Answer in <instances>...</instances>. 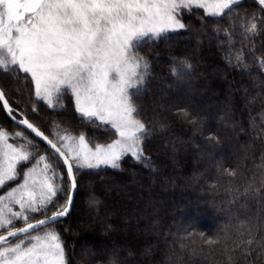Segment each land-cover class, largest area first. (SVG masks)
I'll list each match as a JSON object with an SVG mask.
<instances>
[{"label": "trees", "instance_id": "16d2710c", "mask_svg": "<svg viewBox=\"0 0 264 264\" xmlns=\"http://www.w3.org/2000/svg\"><path fill=\"white\" fill-rule=\"evenodd\" d=\"M179 18L184 29L135 48L149 63L132 95L146 127L144 158L77 171L71 212L46 227L59 233L66 264H264V6L239 0L221 17L192 8ZM0 87L15 115L51 139L61 129L83 134L91 146L117 137L110 126L81 118L69 91L49 107L30 77L3 70ZM0 130L32 153L0 195L41 155L66 177L60 158L13 123L1 102ZM55 210L30 213L29 222Z\"/></svg>", "mask_w": 264, "mask_h": 264}, {"label": "snow or ice", "instance_id": "6c2138e0", "mask_svg": "<svg viewBox=\"0 0 264 264\" xmlns=\"http://www.w3.org/2000/svg\"><path fill=\"white\" fill-rule=\"evenodd\" d=\"M238 3L239 0H0V70L30 77L35 96L49 107H55L54 101L58 103L70 91L81 118L110 126L119 137L107 145L96 144L93 149L83 134L74 137L54 133L61 145L58 147L27 118L17 121L49 145L62 160L66 177L46 162L47 156L41 155L23 173L22 183L0 195V230H7L14 221L25 225L0 235V264H66L59 233H31L68 215L77 187V171L101 165L119 167L124 156L138 161L144 158L141 137L146 127L135 118L139 112L132 95L144 83L147 64L134 49L146 38H161L169 31L184 29L178 18L181 10L197 8L207 16L221 17ZM258 3L264 6V0ZM256 27L253 24L250 30ZM0 102L15 119L2 91ZM9 138L6 130L0 131V188L15 181L19 175L17 166L32 158V153L24 150L27 145L14 147L7 143ZM62 194L64 203L59 204ZM13 205L20 210L13 211ZM52 208L56 210L51 216L29 222L30 213L44 215ZM19 237L23 239L10 243Z\"/></svg>", "mask_w": 264, "mask_h": 264}, {"label": "rangeland", "instance_id": "374dc122", "mask_svg": "<svg viewBox=\"0 0 264 264\" xmlns=\"http://www.w3.org/2000/svg\"><path fill=\"white\" fill-rule=\"evenodd\" d=\"M179 18V17H178ZM180 19V18H179ZM181 21V20H180ZM181 23H182V21H181ZM170 32V31H169ZM150 38H153V39H156L155 37H149V38H146V39H150ZM145 39V40H146ZM135 50V49H134ZM135 52L137 53V51L135 50ZM138 54V53H137ZM139 55V54H138ZM140 56V55H139ZM140 57H142V56H140ZM143 58V60L146 62V64H147V75H148V73H149V63H148V61L144 58V57H142ZM147 75H146V77H147ZM146 77H145V80H146ZM145 80H144V83H145ZM178 82V80H175V83H177ZM144 83H143V85L141 86V87H143L144 86ZM178 84H180V82H178ZM70 92V91H69ZM71 93V92H70ZM54 103H56L55 101H54ZM137 120H139L137 117H135ZM0 131H4V130H0ZM59 135H65V134H69V135H72L70 132H68V131H66V130H63V129H61V130H59L58 132H57ZM146 134V133H145ZM144 134V135H145ZM6 135H8L9 137H10V135L6 132ZM143 135V136H144ZM72 136H74V137H79L80 135H72ZM141 137V140H142V145H143V140H144V137ZM119 137H118V134H117V137H116V139H118ZM116 139H114V140H116ZM53 140L61 147V145L58 143V141H57V138H56V136L54 135V138H53ZM113 140V141H114ZM113 141H111V142H109V143H112ZM69 141H65V143H68ZM86 142L88 143V141H87V139H86ZM3 143V141H0V144H2ZM7 143H11V141H10V139H8L7 140ZM109 143H106V144H103V145H107V144H109ZM14 147H18V146H16V145H14L13 143H11ZM88 145H89V147H91V148H93L94 149V147L95 146H91L89 143H88ZM142 149H143V147H142ZM63 150V149H62ZM27 151V150H26ZM143 154H144V152H143ZM2 160H3V157L2 156H0V162H2ZM22 164V163H21ZM20 165V164H19ZM19 165L17 166V169H16V171H17V173H18V168H19ZM101 167H111V166H108V165H101L99 168H101ZM28 168H31V167H26L25 169H24V172L28 169ZM84 169H98V168H84ZM23 179H24V176H23V178H22V180L20 181V183H22L23 182ZM20 183H18V184H20ZM17 184V185H18ZM16 185V186H17ZM15 186V187H16ZM9 228H11L10 226H9ZM7 229V230H13V229ZM7 230H2V231H5V232H3V233H6L7 232ZM49 230H54V229H52V228H46V229H44L43 231H37L36 233H32V235H36V234H43V232H46V231H49ZM1 231V230H0ZM55 231V230H54ZM136 233V232H135ZM138 233V232H137ZM20 239H23V237H20V238H18L16 241H13V242H11L12 244H15V243H18L19 242V240ZM66 258V257H65Z\"/></svg>", "mask_w": 264, "mask_h": 264}, {"label": "water", "instance_id": "95a60500", "mask_svg": "<svg viewBox=\"0 0 264 264\" xmlns=\"http://www.w3.org/2000/svg\"><path fill=\"white\" fill-rule=\"evenodd\" d=\"M0 91H2L3 92V94H4V97H5V99H7L6 98V96H5V93H4V91L2 90V88L0 87ZM7 101H8V99H7ZM1 104H2V102H1ZM8 104H9V106L13 109V116L15 117V119H13L12 117H10L9 115H8V113L6 112V114H7V116L11 119V121H13V123H15L16 125H18V126H20L21 128H23L25 131H27L29 134H31L33 137H35L39 142H41L42 144H44L48 149H50V147H49V145L44 141V140H42L41 138H39V137H37V136H35V134L31 131V130H29V129H27L26 128V126H24V125H20V124H18L17 123V121L18 120H20V119H24V118H26L25 116H20V117H17L16 115H15V113H16V111H15V109L10 105V103H9V101H8ZM3 106V105H2ZM4 109V108H3ZM28 119V118H27ZM28 121L30 122V123H32L33 125H34V127L35 128H37L40 132H42L45 136H47L50 140H52L45 132H43L38 126H36L33 122H31L29 119H28ZM53 141V143H56L54 140H52ZM57 146L58 147H60L58 144H57ZM51 150V149H50ZM61 160V159H60ZM62 161V160H61ZM65 167V166H64ZM65 170H66V168H65ZM76 181H77V179H76ZM76 193H77V187H76V189H75V193H74V196H73V200H72V204H71V208H70V211H69V213L71 212V210H72V208H73V205H74V201H75V198H76ZM68 213V214H69ZM52 214H49V215H47V216H51ZM66 216H68V215H66ZM65 216V217H66ZM65 217H62L59 221H61V220H63ZM44 218V217H43ZM43 218H40V219H43ZM39 220V219H38ZM38 220H35V221H38ZM35 221H31V223H34ZM58 221V222H59ZM50 225H52V224H49V225H47V226H45V227H48V226H50ZM25 225H23V226H20V227H24ZM20 227H17V228H20ZM45 227H43V228H45ZM43 228H41V229H43ZM41 229H38V230H41ZM37 230V231H38ZM36 232V231H35ZM34 233V232H33ZM32 234V233H31ZM0 235H6V233H3V234H0ZM20 238V237H19ZM18 238H14V239H12V240H10V243L11 242H13V241H15V240H17Z\"/></svg>", "mask_w": 264, "mask_h": 264}]
</instances>
